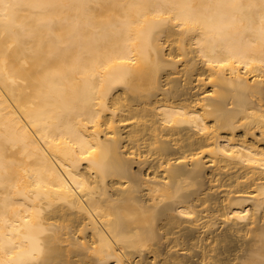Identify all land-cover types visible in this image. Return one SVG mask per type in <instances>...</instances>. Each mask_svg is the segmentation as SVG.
I'll return each mask as SVG.
<instances>
[{
	"label": "bare ground",
	"instance_id": "1",
	"mask_svg": "<svg viewBox=\"0 0 264 264\" xmlns=\"http://www.w3.org/2000/svg\"><path fill=\"white\" fill-rule=\"evenodd\" d=\"M0 264H264V0H0Z\"/></svg>",
	"mask_w": 264,
	"mask_h": 264
}]
</instances>
